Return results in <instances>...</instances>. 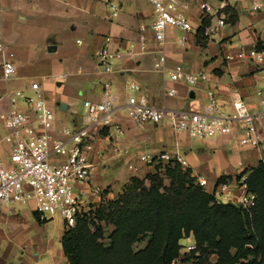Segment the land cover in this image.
<instances>
[{
    "label": "crops",
    "instance_id": "0c3cea01",
    "mask_svg": "<svg viewBox=\"0 0 264 264\" xmlns=\"http://www.w3.org/2000/svg\"><path fill=\"white\" fill-rule=\"evenodd\" d=\"M50 1L0 0V45L4 44V50L0 48V138L7 132L1 115L11 107L8 92L14 93L17 89L28 88L33 81H39L54 110L56 126L60 127L69 119L71 122L67 124L68 127L79 128L87 121L84 101L100 100L104 85L109 82L116 95L115 123L122 125L125 130L120 145L130 149V154H115L110 141L112 128L100 130L95 139V150L90 153V158L96 165L91 180L93 184L109 186L113 184L114 178L135 175L136 173H131L128 163L136 162L143 171L146 164L138 160L139 153H157L168 147H175L177 142L189 161L188 167L192 175L196 178L203 175L207 179L204 187L210 192L214 191L221 175L235 178L246 166L254 163H245L243 160L248 157L247 151L252 147H236L233 135L191 141L190 138L193 137L175 131L166 120L144 125L135 122L127 111V85L130 79L137 80L148 101L166 109L189 107L202 110L209 100V89L214 85L217 86L221 107L231 110L232 101L238 96L245 98L254 108L258 107L256 91L264 87V64L258 65L249 57L229 60L226 54L237 52L239 46H257L264 50V12L247 11L237 4L228 5L216 14L215 9L219 8L220 2L209 0L213 10L203 16V0H185L188 2L185 12L193 29L183 31L168 28L164 46L167 70L163 71L158 70L155 65L160 55V45L153 30L155 12L149 0H118L120 8L117 12L108 10L105 0H55V4ZM9 10H14L12 20ZM7 13L11 22L33 19L46 27L54 24L55 30L46 32L45 50L49 53L59 51L60 41L56 34L60 28L68 31L81 25L92 27L91 30L95 31L92 32L91 43L95 47L97 63L92 60L88 49L82 50L74 58L71 65L74 70L70 74L57 71L54 67L51 78L43 74L40 80L26 68L27 63L32 60L30 53L26 49L20 53L15 48L18 39L7 31L8 19L5 20L4 17ZM219 15L226 16L227 25L212 36L201 38L198 35L200 27L211 20L216 21ZM179 32L182 35L177 37ZM106 35L113 36L112 48L118 52L111 72L105 71L98 56ZM183 36L187 37L186 40H182ZM77 43L83 45L84 41L78 38ZM5 58H11L17 67L10 79H5L2 71ZM57 62V59L54 60L53 65ZM178 65L188 72L206 71L211 79L196 85H190L186 81H172L169 70ZM73 74L77 77L74 85L78 83L79 88L66 92L65 83ZM172 86L177 88V92L169 95L166 89ZM22 103L20 100L19 106L30 112L29 107H23ZM98 150L104 151L102 156L98 155ZM260 153L262 152H259V157ZM114 184L117 185L116 182ZM34 207V203L0 207V264H71L62 242L65 220L60 216L62 223L55 231L50 230L51 222L47 221L48 218L43 223L32 219Z\"/></svg>",
    "mask_w": 264,
    "mask_h": 264
},
{
    "label": "built area",
    "instance_id": "2783aa9c",
    "mask_svg": "<svg viewBox=\"0 0 264 264\" xmlns=\"http://www.w3.org/2000/svg\"><path fill=\"white\" fill-rule=\"evenodd\" d=\"M155 12L153 30L160 48L156 60V68L166 71L165 43L167 30L170 27L190 31L193 25L185 10L188 2L185 0H149ZM220 9L228 5H242L247 11L264 12V0H219ZM108 10L117 12L120 8L118 0H105ZM203 16L213 10L209 0L201 2ZM227 25L226 16L219 15L216 21L211 20L204 27V34L212 36ZM144 38V36H142ZM183 36L182 40H186ZM113 36L106 35L105 43L98 52L99 59L105 71L114 69L118 56L112 48ZM0 48L4 50V44ZM237 52L226 54L227 59L249 57L256 64H264V50L257 46L241 47ZM5 79H10L17 71L16 64L11 58H5L2 63ZM172 81H186L190 85L210 81L211 75L206 71L188 72L181 65L169 70ZM130 95L127 100V111L131 119L140 125L157 124L167 120L170 126L178 132L189 134L193 138H210L220 135H233L240 145L261 150L259 161L264 162L262 144L264 136L260 127H264V87L256 91L259 99L258 107L254 108L245 98L238 96L232 101V109L227 110L219 105L217 86L209 89V100L202 110L189 107L166 109L148 101L142 93V85L135 79L128 81ZM31 90L32 94L27 91ZM169 95H174L177 88L166 89ZM11 103L10 109L2 113L7 132L0 138V207L18 203H34L36 211L42 219L49 215L59 214L66 225H74L79 214L86 211L91 204L103 201L104 189L92 183V174L96 167L90 158L95 150V139L100 130L111 127V146L115 154H130V149L122 148L120 140L125 130L122 125L115 123L114 113L117 110L116 95L111 90V83L106 82L100 100L86 99L84 109L87 121L79 128L55 124L52 106L48 103L42 84L33 81L28 88L8 92ZM23 101L29 109L19 106ZM102 156L104 151L98 150ZM63 156L64 158H60ZM138 160L156 167L179 163L189 166V161L181 149L179 142L173 152L162 150L157 153L141 152ZM135 170L138 164L128 163ZM249 172L243 171L240 177L227 178L216 184L214 192L217 201L234 203L252 212L258 204V195L249 189L247 177ZM201 186L207 185L203 175L196 178ZM186 239L193 240L183 244L182 254L196 249L197 244L192 235ZM192 243V244H191ZM172 264H193L181 257L173 260Z\"/></svg>",
    "mask_w": 264,
    "mask_h": 264
},
{
    "label": "trees",
    "instance_id": "16d2710c",
    "mask_svg": "<svg viewBox=\"0 0 264 264\" xmlns=\"http://www.w3.org/2000/svg\"><path fill=\"white\" fill-rule=\"evenodd\" d=\"M204 27L198 31L201 38L207 37ZM165 167L169 186L158 175L150 176V185L133 177L118 198L95 208L91 204L74 225H66L62 242L71 264H172L177 257L193 264H264V257L258 261L264 252V206L257 209L264 201V162L247 170L249 189L258 195L252 212L217 201L191 169L179 163ZM227 178L221 175L217 184ZM34 214L41 222L47 220L36 210ZM102 221L114 225L108 241L101 239ZM190 235L197 247L182 254L181 240ZM144 239L147 245L135 249Z\"/></svg>",
    "mask_w": 264,
    "mask_h": 264
},
{
    "label": "rangeland",
    "instance_id": "374dc122",
    "mask_svg": "<svg viewBox=\"0 0 264 264\" xmlns=\"http://www.w3.org/2000/svg\"><path fill=\"white\" fill-rule=\"evenodd\" d=\"M50 2H52V4H55V0H51ZM8 13H10L11 17L10 19L12 20V14L14 13L13 11H8ZM8 13L6 15H4L5 20L8 19V21L6 22V28L8 33L11 34V36H16L17 40V44H15V48L17 49V52L22 53V51H24V49H26V52L28 51L29 57L32 59L30 60V63H27V69L34 75H37L40 80H42V76L43 74H46L45 76L51 78L52 77V73L54 71V67L57 68V71H64V72H71L73 71V67L72 62L75 61L74 58H76L79 54L80 51L82 50H86L88 49V51L90 52L91 58L92 60L97 63L96 61V57H95V47L94 45H92V35L95 30H91L92 27H85L83 25L78 26L75 29H69L68 31H66L65 28H60L56 34V38L60 41V48L59 51L55 52V53H49V51L45 50V38L47 33L49 31L55 30L54 29V24L52 25V27H46L42 24H40L39 22H36L35 20L31 19L30 21H26V20H22V21H18V22H11L9 20ZM40 17V16H39ZM41 18V17H40ZM94 28V27H93ZM182 35V32H179V35H177V37H180ZM78 38H82L84 41L83 45H79L77 43V39ZM92 42V43H91ZM21 43V44H20ZM57 59V64L53 65L54 60ZM70 74V73H69ZM77 77L75 74L71 75L69 80L66 81L65 86H64V90L66 92H72L77 90L79 87L77 86L78 83H75L76 85H74V81H76ZM96 79L99 80V77H96ZM73 82V83H72ZM28 93L32 94L31 90L27 91ZM129 93L130 90H128V96L130 95ZM89 98V96H88ZM84 100V99H83ZM82 100V101H83ZM23 107H26V104L22 103ZM85 115V113H84ZM167 121V120H166ZM64 124H61L62 126H67V124H70V120H65ZM168 122V121H167ZM55 124H56V120H55ZM169 124V122H168ZM59 125V126H61ZM69 126V125H68ZM260 132L261 134L264 136V127H260ZM218 137V136H215ZM191 141H200L201 138L197 137V138H190ZM234 145L236 147H240L239 141L236 139V142H234ZM262 148L264 151V143L262 144ZM169 151L173 152L175 150V147H168ZM258 151V152H257ZM261 150H257V148H252L251 150L247 151V155L248 157H244L243 160L245 161V163L252 161L254 163L249 164L248 166L245 167V169L243 171L249 172L250 168L255 165V162L259 161L260 157H259V152ZM184 152V151H183ZM149 153V152H147ZM151 153V152H150ZM261 155V153H260ZM60 158H64L63 156H60ZM167 165V163L165 164ZM162 166V167H153L150 164H146L145 165V169H141V165H138V168L135 170L131 169V173H136L135 175L126 177V176H119V178H114L115 182L117 185H115L114 180H113V184L109 185V186H103L100 185L103 189H104V193H103V201L101 202H96V204L92 205L91 207L94 206L97 207L99 204L105 203L107 205V203H109V201L114 200L116 198H118V195L122 193L123 189L125 188V186L127 184H131L132 183V179L134 178H139L143 181H145L148 185H150L151 183V175H158V177H161L162 180L164 181V183L166 185H170L171 184V177L168 176L167 171H166V167ZM174 165V164H172ZM124 169H127V166L123 165L122 166ZM183 169H189L188 166H182ZM249 170V171H247ZM238 176V174H236V177ZM127 180V182L125 181ZM124 182V183H123ZM99 185V184H98ZM113 194H110L112 193ZM30 204V203H29ZM33 204V202H32ZM264 206V201L261 200L259 207L257 208L258 210L260 208H262ZM89 207L88 210L91 208ZM35 208V207H34ZM36 210V209H35ZM257 211V210H256ZM32 219L34 221H39L37 219V217L35 216V214L31 215ZM60 215L59 214H55V215H49L47 216L49 222H51L50 224V230H56L58 228V226L62 223L61 219L59 218ZM53 218V219H52ZM51 219V220H49ZM41 222V221H39ZM43 223V222H41ZM101 225L104 226V235L101 238L104 241H108L109 240V236L112 233L113 229H114V225L112 223H106L105 221L100 222ZM192 237L194 238V236L192 235ZM194 240V239H193ZM193 240H188L185 238H183L181 240L182 245L189 243V242H193ZM147 239H144L138 243H136L135 249H139V248H143L147 245ZM191 243V244H192ZM263 257H264V252H262V254L259 255L258 261L261 262L263 261ZM217 256L214 255L212 256V260H216ZM9 261V259H8ZM9 264V263H7Z\"/></svg>",
    "mask_w": 264,
    "mask_h": 264
}]
</instances>
